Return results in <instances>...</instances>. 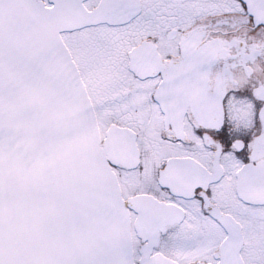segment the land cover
Listing matches in <instances>:
<instances>
[{
    "label": "snow or ice",
    "instance_id": "1",
    "mask_svg": "<svg viewBox=\"0 0 264 264\" xmlns=\"http://www.w3.org/2000/svg\"><path fill=\"white\" fill-rule=\"evenodd\" d=\"M0 264H264V0H0Z\"/></svg>",
    "mask_w": 264,
    "mask_h": 264
}]
</instances>
